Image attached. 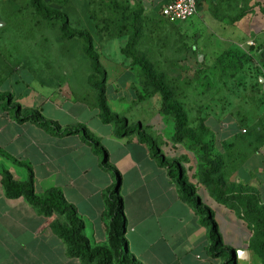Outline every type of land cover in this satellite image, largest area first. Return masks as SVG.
I'll list each match as a JSON object with an SVG mask.
<instances>
[{"label":"rangeland","instance_id":"obj_1","mask_svg":"<svg viewBox=\"0 0 264 264\" xmlns=\"http://www.w3.org/2000/svg\"><path fill=\"white\" fill-rule=\"evenodd\" d=\"M44 1L50 8L65 12L75 32L90 33L102 67L111 71L107 97L113 112L129 120H140L146 136L167 161H177L196 188L205 187L201 182L207 167L203 149L189 141H174V118L160 111L159 95L142 100L147 90L141 80V68L122 53L130 26L111 0ZM119 1L131 11L143 9L141 37L135 50L157 75L165 74V83L174 101L184 108L189 127L197 129L204 123L209 128V156L221 163L218 177L225 191L255 192L264 206V198L256 188L238 179L239 169L249 158L243 150L250 149L252 154L264 151V42L255 39L261 24L253 15L257 31L251 38L235 31V24L249 12L259 10L264 0H204L200 14L184 24H172L162 17L161 9L166 3L163 0ZM125 70L128 73L118 76ZM20 75L38 83L45 97L51 95L50 90L70 98L63 102L70 116L61 113V122L95 123V104H91L95 92L89 83L94 73L84 53V41L79 37L65 39L60 24L43 20L29 0H0V83L21 93L24 85L16 79ZM132 83L137 86L129 88ZM197 85H208L211 91L200 93ZM39 113L45 119L55 117L47 104ZM148 121L152 125H145ZM223 131L229 138L220 141L217 138ZM245 170L244 166L242 176ZM245 221L253 231L252 250L257 236L254 226Z\"/></svg>","mask_w":264,"mask_h":264},{"label":"crops","instance_id":"obj_2","mask_svg":"<svg viewBox=\"0 0 264 264\" xmlns=\"http://www.w3.org/2000/svg\"><path fill=\"white\" fill-rule=\"evenodd\" d=\"M259 7L254 14L249 12L243 16L235 24V31L239 36L251 38L257 31L252 23L255 15L254 19L261 24L255 39L264 42V3ZM106 71L109 85L111 71ZM126 73L127 70L118 76ZM24 78L27 79L23 75L16 78L24 85L21 93L8 90L5 82L0 83V92L13 95L14 103L29 112L42 113L44 106L49 105L55 117H47V120L57 122L63 129L84 125L107 150L110 167L122 177L119 196L125 214L123 245L126 243L125 248L136 264L224 263L209 252L208 229L201 224L195 209L182 200L168 171L153 158L149 147L141 143L137 135L117 137L115 127L102 122L99 110L93 105L96 93L91 102L93 106L90 105L96 110L92 118L94 124L78 120L63 123L60 114L70 116V110L63 102L70 98L50 90L51 95L45 97V91L39 89L38 83L27 79V84ZM133 84L137 86L132 83L129 88ZM195 88L200 93L211 91L208 85ZM129 123L141 121L130 119ZM145 125L152 124L148 121ZM219 135L220 141L229 138L225 131ZM0 149L13 159L31 165L37 196H43L50 189H60L67 204L76 207L79 218L85 223L84 235L92 245H107L110 221L105 217V194L114 187L115 177L101 167V156L84 141L82 134L60 137L40 128L34 121L20 123L14 111L5 110L4 102L0 101ZM244 152L249 158L238 171L239 182H249L264 198V151L252 154L250 149H245ZM244 166L246 170L242 176ZM4 172L10 173L17 183L28 179L25 168L0 155V264H83L82 260L68 255L66 243L52 228L54 223L65 226V218L59 213L47 217L24 197H9L2 182ZM196 191L203 205L214 213L223 247L236 253L247 252V257L237 258V264H263L250 249L253 231L242 214L219 201L204 186H197Z\"/></svg>","mask_w":264,"mask_h":264},{"label":"trees","instance_id":"obj_3","mask_svg":"<svg viewBox=\"0 0 264 264\" xmlns=\"http://www.w3.org/2000/svg\"><path fill=\"white\" fill-rule=\"evenodd\" d=\"M29 3L35 13L43 20L58 22L62 36L65 39L70 40L79 37L84 41V53L91 61L94 73L90 77L89 83L96 93L95 105L99 110V117L102 122L113 125L117 137L137 135L139 141L149 147L153 158L168 171L169 176L178 188L182 200L195 209L201 217V224L208 229L211 242L209 252L211 255L223 259V264H237L236 252L223 247L214 213L203 205L201 199L197 196L196 187L188 180L185 170L177 161H167L155 142L146 136L140 123L130 125L126 117L112 112L107 97V71L101 65L100 56L93 45L90 33L85 31L75 32L70 27L69 16L61 10L50 8L44 0H29ZM111 3L114 9L120 13L121 18L128 22L130 26L128 42L122 49V53L141 68V80L144 89L147 90L141 97L142 100L159 95L161 98L160 111L164 115H171L174 118V141L177 143L189 141L203 149V161L207 167L202 173L201 182L214 197L239 210L243 217L254 226L257 243L253 245L252 250L261 258L264 264V206L261 205L260 196L252 191L240 193L225 191L224 184L221 178L218 177L221 171V163L218 159H212L209 156L212 150L206 142L207 137L210 135L209 128L204 123H201L197 129L189 127L184 108L180 103L174 101L173 94L165 83V74L157 75L153 67L135 50L141 37L143 9L137 8L131 11L119 0H111ZM262 10L264 13V8ZM99 76L100 79L97 78ZM0 101L4 102L5 110L14 111L15 117L20 123L28 120L34 121L40 128L60 137L82 134L84 141L94 148L96 154L101 156V167L111 172L116 182L114 187L105 194V217L110 221L107 228V245L96 247L92 245L84 235V221L79 218L76 207L67 204L60 189H50L43 196H37L35 193V173L31 165L13 159L0 149L1 156L25 168L28 172V179L24 183L15 182L13 176L8 172L3 173L2 182L7 195L9 197H24L29 204L39 209L47 217L52 216L53 213H59L63 216L66 225L62 226L54 223L52 228L66 243L68 255L82 260L83 264H136L123 245L125 214L123 200L119 196L122 177L119 172L110 167L107 150L88 132L84 125L63 129L57 122L43 118L40 113L29 112L24 110L21 105L15 104L14 97L11 94L0 92Z\"/></svg>","mask_w":264,"mask_h":264},{"label":"built area","instance_id":"obj_4","mask_svg":"<svg viewBox=\"0 0 264 264\" xmlns=\"http://www.w3.org/2000/svg\"><path fill=\"white\" fill-rule=\"evenodd\" d=\"M204 0H170L161 9V15L169 23L184 24L200 14ZM246 131H244L245 133Z\"/></svg>","mask_w":264,"mask_h":264},{"label":"water","instance_id":"obj_5","mask_svg":"<svg viewBox=\"0 0 264 264\" xmlns=\"http://www.w3.org/2000/svg\"><path fill=\"white\" fill-rule=\"evenodd\" d=\"M200 61H202V57H200L199 59ZM240 257H247V252H241V253H238ZM238 254L236 253L235 257H236V262H237V257H238Z\"/></svg>","mask_w":264,"mask_h":264}]
</instances>
